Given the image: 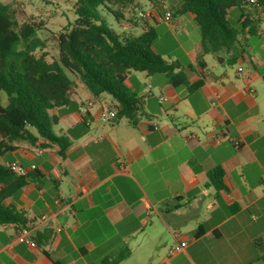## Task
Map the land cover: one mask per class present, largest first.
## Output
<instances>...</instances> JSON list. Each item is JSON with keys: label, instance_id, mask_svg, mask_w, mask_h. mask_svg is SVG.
<instances>
[{"label": "crops", "instance_id": "0c3cea01", "mask_svg": "<svg viewBox=\"0 0 264 264\" xmlns=\"http://www.w3.org/2000/svg\"><path fill=\"white\" fill-rule=\"evenodd\" d=\"M161 1L163 12L147 23L169 33L153 50L181 65L186 84L129 75L126 85L149 115L134 127L126 118L102 121L117 101L95 97L75 78L73 103L52 111L54 132L72 141L65 156L56 145L38 156L41 147L21 143L0 157L3 166L29 168L27 184L5 204L32 221L0 224V264H102L123 250L121 264H264V81L247 80L253 67L264 69V35L244 28L235 50L204 54L195 15L177 14L179 0ZM232 55L236 70L226 67ZM87 101L85 116L79 108ZM216 169L225 188L209 180ZM182 241L187 247L171 253Z\"/></svg>", "mask_w": 264, "mask_h": 264}, {"label": "trees", "instance_id": "16d2710c", "mask_svg": "<svg viewBox=\"0 0 264 264\" xmlns=\"http://www.w3.org/2000/svg\"><path fill=\"white\" fill-rule=\"evenodd\" d=\"M255 1L253 5L264 15V0ZM149 2L161 14L164 3ZM179 3L175 8L177 14L195 15L204 54L235 50L240 31L228 19L232 8L240 10V20L245 18L241 23L249 34H258L259 19L246 14L248 0H179ZM139 9L137 0H77L78 17L72 28L57 37L42 38L37 32L44 28L43 23L29 21L16 28L10 6L0 3V157L15 151L21 143L43 149L56 145L60 155L65 156L72 141L54 132L58 119L52 111L73 103L75 78L95 97L112 96L118 103L114 122L126 118L134 127L149 115L142 98L126 85L131 72L162 74L174 86L186 84V77L179 71L181 65L166 61L153 50L158 33L138 17ZM101 11L111 15L119 30L105 23ZM136 29H141V34L136 35ZM51 40L56 41L54 57L47 51ZM235 63L236 57L232 55L228 64ZM253 69L247 80L261 76L264 81V69ZM202 85L203 81L199 80L190 87ZM3 93L6 105L2 101ZM30 177L0 164V224L28 227L32 223L25 212L5 204V199L23 188ZM209 180L215 187L225 188L221 169L210 172ZM202 231L199 228L196 234ZM44 253L49 256L48 252ZM128 255V250H123L105 258L102 264H121Z\"/></svg>", "mask_w": 264, "mask_h": 264}, {"label": "rangeland", "instance_id": "374dc122", "mask_svg": "<svg viewBox=\"0 0 264 264\" xmlns=\"http://www.w3.org/2000/svg\"><path fill=\"white\" fill-rule=\"evenodd\" d=\"M175 0H168L167 4H172ZM140 4L139 10L148 9L153 5L149 2V0H137ZM0 3L8 4L10 6V14L12 20L15 22L16 28H19L23 23L34 21L36 23H43V27L41 30H38L37 35L42 38H50L57 37L61 32L67 31L72 28L75 20L77 19V14L75 13V7L77 0H0ZM247 7L254 19H259L260 24L259 27L264 35V15L261 13L259 9H257L253 4L249 3ZM138 10V11H139ZM161 13L163 12V7L160 8ZM103 20L105 23L112 27L113 29L119 30L118 25L111 17V15L101 11ZM228 19L231 25L236 28L238 31H242L244 26L240 23V10L238 8H232L229 11ZM149 19L146 20V22ZM150 25L153 26L159 37L161 39H165L168 35L169 31L164 25H157L155 23L150 22ZM134 33L141 34V29H137ZM252 41L257 38L251 37ZM47 51L49 52L51 57L56 56V41L51 40L48 43ZM228 69L236 70L237 65H228L226 66ZM245 68H250V64L246 62ZM215 74H218L215 72ZM139 78L142 82H145L143 78L142 72L133 71L130 74V78ZM4 99H6L5 94L2 95ZM100 101H104L103 98ZM5 102V100H4ZM104 103V102H103ZM104 106L106 104L104 103ZM7 157L11 156V152L6 154Z\"/></svg>", "mask_w": 264, "mask_h": 264}, {"label": "built area", "instance_id": "2783aa9c", "mask_svg": "<svg viewBox=\"0 0 264 264\" xmlns=\"http://www.w3.org/2000/svg\"><path fill=\"white\" fill-rule=\"evenodd\" d=\"M249 3L252 4H256L255 0H248ZM159 14V11L156 7L152 6L148 9H142L138 11V17L141 20H147L150 19L152 17H154V15ZM165 19H167L168 22H171L173 20V12L172 11H166L165 12ZM239 72H242V68H239ZM215 99L213 100V104L216 105L217 101L220 98V94L218 92L214 93ZM165 100V99H164ZM93 105L92 101H87L83 104H81L79 111L82 115H88L89 114V109L91 108V106ZM116 117V111L115 109H109L107 111H103L101 114V120L105 121V122H109V121H114ZM93 119H91L90 115L89 118H87V124L90 125ZM155 127H157L155 125ZM235 146H240V143L238 141L234 142ZM45 153V150L43 148H40L37 151V155L38 156H42ZM6 167L8 169H11L12 171H14L15 173L19 174V175H28L29 173V168L24 167L23 165H21L19 162H9L7 163ZM30 169H36L35 165H32L30 167ZM263 186H264V176H263ZM57 204H59V201H56ZM46 218V217H44ZM27 233V231L25 230L22 238L25 239V234ZM187 247V242L186 241H182L179 244L175 245L171 251V253H179L181 251H183L185 248Z\"/></svg>", "mask_w": 264, "mask_h": 264}]
</instances>
